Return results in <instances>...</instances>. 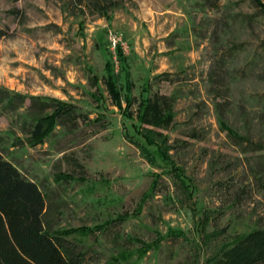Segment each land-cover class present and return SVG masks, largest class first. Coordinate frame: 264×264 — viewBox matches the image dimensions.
<instances>
[{"label":"rangeland","instance_id":"rangeland-1","mask_svg":"<svg viewBox=\"0 0 264 264\" xmlns=\"http://www.w3.org/2000/svg\"><path fill=\"white\" fill-rule=\"evenodd\" d=\"M97 1L102 12L95 0H0V93L24 97L14 108L0 102L2 156L38 185L51 230L92 229L65 236L82 253V264H215L205 259L220 246L264 227V148L253 149L220 125L264 144L261 6L252 0ZM112 37L128 69L126 107ZM106 60L114 65L121 107L105 87ZM158 94L169 98L172 120L165 127L138 126L151 129L181 168L187 190L168 165L131 141L139 100ZM29 97L72 107L36 145L24 131L33 115ZM60 175L66 178L55 180ZM157 238L138 255L137 239Z\"/></svg>","mask_w":264,"mask_h":264},{"label":"trees","instance_id":"trees-1","mask_svg":"<svg viewBox=\"0 0 264 264\" xmlns=\"http://www.w3.org/2000/svg\"><path fill=\"white\" fill-rule=\"evenodd\" d=\"M96 7L104 10L101 3L97 0ZM261 6L264 13V6L259 0H252ZM3 33L0 32V36ZM114 56L116 65L123 75L125 107L131 103L129 95V74L125 64V55L121 46L114 45ZM113 62L106 60L104 64V83L107 92L111 94L115 105L121 107L120 93L115 85L113 74ZM146 90V88H143ZM28 108L31 109L32 121L25 126L24 131L28 134L26 141L29 145L42 143L44 137L49 135L55 125L60 120L72 115L71 105L66 102L57 101L53 105L48 104L38 97H29ZM8 101V105L14 108L12 103L15 99L24 100L19 94L0 93V102ZM11 104H13L11 106ZM135 122H132L133 131L136 134L132 143L140 149L144 155H151L153 161L160 159L169 166V170L179 180L180 184L187 190L188 182L182 173L180 167L169 158L165 148L149 133L151 129L143 132L138 125L142 122L150 123L153 126L165 127L172 120L171 102L165 95L144 96L138 102ZM50 106L54 107L49 113L44 110ZM122 110L126 118L131 115ZM139 123V124H138ZM221 128L229 136L239 141H244L253 149L264 148V144L251 141L246 137L238 135L232 128L220 122ZM162 137L161 142H164ZM152 146L153 149H149ZM152 162V161H151ZM264 173V172H263ZM66 178L60 175L55 180ZM264 186V179L261 181ZM45 197L38 185L24 177L18 169L8 160H6L0 151V264H82V253L74 252V246L71 241L66 239L68 234L78 232L81 234L92 232L91 228L79 226L74 228L51 230L49 224L44 220L46 213ZM119 220L122 217H117ZM206 219V216L204 217ZM100 227V226H95ZM96 229V228H94ZM169 235H179V230H170ZM159 238L151 242H144L137 239L140 244L137 248L138 255L145 253L149 248L155 247ZM125 257V254L122 253ZM212 261L215 264H264V227L261 229H252L247 233L235 235L230 245L223 244L220 249L212 256L205 259L206 262Z\"/></svg>","mask_w":264,"mask_h":264},{"label":"built area","instance_id":"built-area-1","mask_svg":"<svg viewBox=\"0 0 264 264\" xmlns=\"http://www.w3.org/2000/svg\"><path fill=\"white\" fill-rule=\"evenodd\" d=\"M118 43L120 45V43L118 42L117 39H115L114 37L111 38V46H112V49H114V45ZM121 46V45H120Z\"/></svg>","mask_w":264,"mask_h":264}]
</instances>
